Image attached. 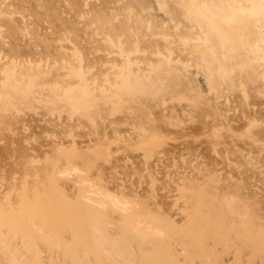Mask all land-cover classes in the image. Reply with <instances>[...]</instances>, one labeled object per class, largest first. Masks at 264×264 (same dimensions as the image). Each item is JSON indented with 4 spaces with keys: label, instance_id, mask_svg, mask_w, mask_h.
Masks as SVG:
<instances>
[{
    "label": "bare ground",
    "instance_id": "bare-ground-1",
    "mask_svg": "<svg viewBox=\"0 0 264 264\" xmlns=\"http://www.w3.org/2000/svg\"><path fill=\"white\" fill-rule=\"evenodd\" d=\"M178 96L220 158L189 148L186 179L151 157ZM262 97L264 0H0V128L20 129L0 159V264H201L211 244L264 264Z\"/></svg>",
    "mask_w": 264,
    "mask_h": 264
},
{
    "label": "rangeland",
    "instance_id": "rangeland-1",
    "mask_svg": "<svg viewBox=\"0 0 264 264\" xmlns=\"http://www.w3.org/2000/svg\"><path fill=\"white\" fill-rule=\"evenodd\" d=\"M42 24H45V26H47V25L49 26L50 23L49 22H45V23H42ZM42 30L44 32V28ZM229 97L234 98V97H236V95L235 94H230ZM179 101H180V99H179V96H178L174 100H168L166 102H161V103H159V106H157L156 111L159 114H162L165 111V109H164L165 107H167L169 109V107H171V106L174 107L173 110H171V112L175 111V108H176V110L182 108V111L181 112L179 111L180 113L178 112L177 115H175V113H174L173 117L175 119L170 124H166V126L163 127V128H166L165 130H167V131L169 130L172 133V135H171L172 138H168L167 140H165V142L156 143L155 144V147H156L155 149L156 150L151 154V157L153 158L152 161L154 159L158 160V157H163L164 161L166 162L165 163L166 165H165L164 168H161V172L162 173L169 172V170L172 171V172H174V171L176 172V167L181 165V169L180 170L182 171V176L185 178V175H184L185 163H184L183 160H181V157L185 156L186 159L188 158L187 152H188L189 148H193V150L195 149L196 151L194 153H196L197 158H200L201 160L202 159L203 160L204 159L207 160L208 158H206V156L207 157L209 156V161H211V162L214 161L215 163H217L216 161L220 162V160H219L220 158H216L215 154L212 151H211L212 155L210 154L209 151L207 152V150H209L207 147L210 148V145H209V142H210L209 132H207V130H208V127H210L212 125V123H209L208 119L202 117V115L199 116L198 113L191 112L188 109V107H186V102L184 100L182 102H179ZM263 101H264V97H262V101H259V102H263ZM42 110H43V108H42ZM30 115L31 114L29 113V114H27L25 116H21V119H24V118H26V117H28ZM237 120H238L237 117H235V120L233 119V121H231V126H232V124L235 125L234 127L238 126V124H240V121H237ZM160 123H161V121H160ZM43 124H45V123H43ZM48 125H49L48 128H50L52 126L50 124H48ZM17 126L15 124H13V125L11 124V126H7V127L2 126L0 128V139L3 138V140H0V145H1L0 149H1V151H2V148H6L5 144L8 141L7 140L8 137H10L11 138L10 141H12L13 139H15V137L17 139V136H19L18 134H20V129H19V126L18 127ZM41 127L43 128V125ZM163 128H161L160 131H162ZM18 130H19V133H18ZM38 130H39L40 133L37 134L38 135L37 140H39L38 138H40L42 135L44 136L46 134L47 130H49V129H47L46 131H43L44 133H41L42 131H40V130H42V129L40 127H37V130L36 131L34 130V132H38ZM179 130L183 131V132H181V134L179 132L180 136H179V134H177V132ZM79 132H80V130H79ZM82 134H83V132H82ZM185 135H187V136H185ZM25 136H26V134H25ZM77 138L80 140V137H77ZM42 139H43V137H41V140ZM35 140L36 139L31 138L29 141L30 142H34ZM110 140H112V138H109V141ZM223 141H224V138H223ZM8 144L9 143H7V145ZM102 146H104V147L100 148L98 150V152L100 154H102V155H106L108 153L107 152V147L105 145H102ZM112 146H114L115 150L117 149L116 148L117 146L116 147H115V145H112ZM205 149H206V151H205ZM6 150L7 149H4L5 153H7ZM1 151H0V159H1V155L4 153V151H2V152ZM129 151H130V155L131 156H132V154L135 155V156H139L142 153V151H134L132 149H128V151L126 153L128 154ZM122 153L126 154L123 151H122ZM122 153L121 152H119V153L115 152L113 154H114V156H116V155H119V154H122ZM8 154L9 153H7L6 155H8ZM123 154H122V156H123ZM202 155L205 156V158H202ZM122 156L119 155L118 158H121ZM177 156H179L180 158L177 157ZM6 157H4V158L2 157L3 158V164L6 163L5 162L6 160H4ZM116 157H114V158H116ZM114 158H113V155H112L111 160L114 159ZM110 161H105V162L101 163V167H104L106 169V171L108 172L107 174H110V175L113 174V175H117V176L119 174L118 179H124L125 181H129V182H131L132 180L138 181L140 179V173L141 172H136L135 170H132V169H129V170L122 169L121 170L120 168H118L117 174H114V173H116L115 169L111 170L110 168H107L108 165L111 166L112 163H113V161H111V162ZM221 161H222V159H221ZM7 162H8V159H7ZM203 163H207V162L203 161ZM1 166H2V168H1ZM4 166L5 167H3L2 161H1L0 162V170H1L0 171V178L3 177V176L5 178L6 177V173L10 172L9 170H12L11 169V165H9V163H6V165H4ZM7 168H10V169L8 170ZM6 169H7V172H6ZM189 170H187V171H189ZM1 173H2V175H1ZM8 174L9 173H7V175ZM167 181H170V178L166 177V182ZM139 185H142V179H140ZM173 186H174V184H170L169 187H167L166 189H170V188L172 189ZM177 218H180V215H177ZM180 220H182V219H180ZM211 246H213L212 250L216 251L217 254L219 255V257H216L215 254L211 255L209 257V259L211 261V263H210V262H207V261H203L204 260L203 255H205L206 252L201 253V254H199V257L202 259V260H200L201 264H235V260H234V257L232 255L233 253H231L230 247H226L224 245L221 246V245H218V244H211ZM206 259H208V258H205V260ZM227 260H229V261H227ZM240 264H247V263L245 261H243Z\"/></svg>",
    "mask_w": 264,
    "mask_h": 264
}]
</instances>
